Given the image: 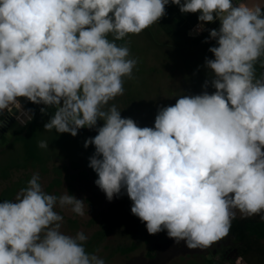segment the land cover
Returning a JSON list of instances; mask_svg holds the SVG:
<instances>
[{
    "label": "clouds",
    "instance_id": "9594fccd",
    "mask_svg": "<svg viewBox=\"0 0 264 264\" xmlns=\"http://www.w3.org/2000/svg\"><path fill=\"white\" fill-rule=\"evenodd\" d=\"M168 3L0 0V111L20 110L19 98L56 107L44 129L73 137L103 120L84 147L95 146L89 167L106 198L125 188L149 234L166 230L189 249H206L228 236L235 210L264 212V74H255L264 56V3L171 0L181 13L199 12L200 22L220 21L210 30L214 59H205L215 92L181 96L158 110L154 128L138 127L115 105L103 110L123 95L122 78H132L137 64L115 41L159 21ZM17 119L25 124L32 115ZM39 180L33 174L14 200L0 203V264H105L85 251L83 232L60 231L54 207L70 205L83 216L84 201L47 194Z\"/></svg>",
    "mask_w": 264,
    "mask_h": 264
},
{
    "label": "rangeland",
    "instance_id": "374dc122",
    "mask_svg": "<svg viewBox=\"0 0 264 264\" xmlns=\"http://www.w3.org/2000/svg\"><path fill=\"white\" fill-rule=\"evenodd\" d=\"M248 2V0H244ZM264 3V0H259ZM199 12H197L198 14ZM264 13V8H262ZM199 15V14H198ZM151 37L142 34H130L127 37L126 46L130 50V59H136L137 64L133 68L132 78L123 77L124 93L109 101L104 106L105 111L115 105L120 111L122 118L133 119L138 127H153L158 110L163 107L175 105L181 96H195L207 91L211 94L208 85L209 72L197 63L186 60L184 57L168 52L166 48L170 45L169 40L154 26H150ZM120 46L118 41H115ZM205 81L208 85L205 88ZM21 104V103H20ZM17 110V116H21V109ZM26 119V117H21ZM13 123L7 132L9 138L13 132L20 130L25 124L18 119ZM104 121L98 120L97 125L103 126ZM49 138H58L51 136ZM0 143V164L22 163L21 153L15 150L4 151ZM71 159L65 151H56L52 159L48 160L45 166H30L27 169L13 168L9 179L0 182V193L7 186L20 180L28 181L33 174L38 173L40 184L44 192L57 197L65 194L75 196L84 201L85 215L80 216L72 212L71 206L61 208L59 204L54 207L59 215L63 217L60 231L69 236H75L83 232L87 237L84 242L85 251L95 254L105 261V264H207L209 260L222 264H264V245H260V257H242L245 246L238 243L229 232L228 236L214 243L206 249H189L185 241L177 243L169 238L166 230H162L149 243L134 238L127 230V220L131 213V206L122 209L121 202L128 196L126 189L122 188L121 193L113 197L111 201L106 198L105 193L95 184V179L79 181L75 185L73 194H70L67 183L61 188L47 191V187L56 176L55 167L69 165ZM15 199V198H14ZM264 212L252 216L257 218ZM242 213L235 210V217L242 218ZM109 220H119L116 228L103 241L94 240L96 233L103 229L104 223ZM136 246V250L130 254H123L120 249H127Z\"/></svg>",
    "mask_w": 264,
    "mask_h": 264
},
{
    "label": "trees",
    "instance_id": "16d2710c",
    "mask_svg": "<svg viewBox=\"0 0 264 264\" xmlns=\"http://www.w3.org/2000/svg\"><path fill=\"white\" fill-rule=\"evenodd\" d=\"M183 2L184 0H181V3ZM165 13L164 17L153 24L170 42L169 46L161 48H166L171 54L179 55L186 60L193 61L209 72L205 65V59H214V55L209 51V48L218 46L216 40L210 38V30H218L220 23L217 19H214L213 22H203L206 25L205 30L198 38H191L188 36L189 28L200 22L197 13H181L179 6L172 4L171 0L165 5ZM140 34L150 38V27ZM129 35L130 34L118 41L120 46H126L127 37ZM107 38L110 41L114 39L112 34H109ZM262 61H264V56L255 64V74L257 78H259L261 74H264V67L261 66ZM209 76V80H211V74H209ZM208 87L211 89V94L215 92L212 83H210ZM19 101L22 105L23 112H28L32 115V119L20 130L14 131L12 137L9 138L7 132L16 121L8 110L0 111V143L5 148L3 153L8 150H15L21 153L22 163L18 164L13 162L10 164H0V182L9 179L13 168L27 169L30 166H45L48 160L52 159V154H56V151H65L71 161L69 165L54 168L56 176L47 187L48 192L61 188L64 183H67L70 194H73L77 182L89 181L91 179L97 180V173L89 167V158L95 153V146L90 144L85 148L84 144L87 139L98 134L97 129L101 126L96 125V127L92 129L87 127L79 129L75 137L70 133H57L55 129L46 131L44 125L51 119L52 115H54L56 107L34 104L26 98H19ZM41 108L45 109L44 113L40 111ZM48 134L57 136L58 138H53L52 140V138L48 137ZM40 141H46L48 148H40L38 146ZM22 188H26L25 180H20L19 182L7 186L0 193V203L4 202V200H14L16 194ZM132 203L130 198L126 196L121 202V207L125 209L132 205ZM261 216H264V213ZM261 216L257 218L242 217L231 221L229 232L238 243L245 246L242 253V257L244 258H262L259 256L261 249L260 245H264V220L261 219ZM118 223H120L119 220L106 221L103 225V229L98 231L94 236V240L103 241L112 233ZM127 230L134 238L142 240L145 243H149L160 233L154 235L149 234L146 229V224L133 214H130L128 217ZM135 250L136 246H132L127 249H120V252L123 254H130ZM263 254L264 253L261 255ZM207 264L222 263L209 260Z\"/></svg>",
    "mask_w": 264,
    "mask_h": 264
},
{
    "label": "built area",
    "instance_id": "2783aa9c",
    "mask_svg": "<svg viewBox=\"0 0 264 264\" xmlns=\"http://www.w3.org/2000/svg\"><path fill=\"white\" fill-rule=\"evenodd\" d=\"M232 2H233V5L234 6H237V4H238V2L236 1V0H232ZM220 22V21H219ZM201 23H203V22H199V23H197V24H195V25H193V26H191L190 28H189V30H188V36L189 37H191V38H198L201 34H202V32L205 30V28H206V25H205V23H204V28H203V30H201L200 29V27H199V25L201 24ZM263 71H264V69H263ZM12 113V112H11ZM13 117L16 119V117H15V115H13ZM25 126V125H24Z\"/></svg>",
    "mask_w": 264,
    "mask_h": 264
},
{
    "label": "water",
    "instance_id": "95a60500",
    "mask_svg": "<svg viewBox=\"0 0 264 264\" xmlns=\"http://www.w3.org/2000/svg\"><path fill=\"white\" fill-rule=\"evenodd\" d=\"M18 113V111L17 110H14V112H12L11 114L12 115H16Z\"/></svg>",
    "mask_w": 264,
    "mask_h": 264
},
{
    "label": "crops",
    "instance_id": "0c3cea01",
    "mask_svg": "<svg viewBox=\"0 0 264 264\" xmlns=\"http://www.w3.org/2000/svg\"><path fill=\"white\" fill-rule=\"evenodd\" d=\"M237 2H241V0H236ZM200 15V13H198ZM217 21L219 22V19H217ZM220 23V22H219Z\"/></svg>",
    "mask_w": 264,
    "mask_h": 264
}]
</instances>
